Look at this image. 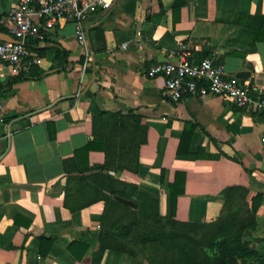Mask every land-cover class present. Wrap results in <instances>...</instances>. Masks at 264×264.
Returning a JSON list of instances; mask_svg holds the SVG:
<instances>
[{"label":"crops","instance_id":"0c3cea01","mask_svg":"<svg viewBox=\"0 0 264 264\" xmlns=\"http://www.w3.org/2000/svg\"><path fill=\"white\" fill-rule=\"evenodd\" d=\"M175 1L116 0L85 22L84 44L74 23H59L34 41L43 57L36 66L47 71L40 78L7 84L16 74L0 62V264H152L134 237L170 215L176 171L186 173L179 223L217 222L233 187L247 189L250 204L264 194V114L214 95L173 101L164 77L147 73L183 44L195 57L217 55L228 75L249 71L241 79L264 95L256 19L264 0H185L177 21ZM15 2L0 0V16ZM56 43L69 52L65 69L54 67ZM187 123L194 131L179 154ZM95 137L105 150L81 152ZM131 149L137 172L120 166L131 163ZM257 222L244 233L253 248L264 244V197ZM42 237L55 241L42 245ZM79 241L87 244L81 258L68 247Z\"/></svg>","mask_w":264,"mask_h":264},{"label":"built area","instance_id":"2783aa9c","mask_svg":"<svg viewBox=\"0 0 264 264\" xmlns=\"http://www.w3.org/2000/svg\"><path fill=\"white\" fill-rule=\"evenodd\" d=\"M116 0H16L12 9L0 16V28L13 40L0 39V62L9 65L15 74L41 65L43 57L30 41H45L63 21L75 25L77 39L85 43V22L95 13L110 9ZM127 43H124L125 47ZM151 77L162 76L165 94L173 101L189 96H218L248 114H264V95L248 81L226 74L217 55L195 57L181 44L176 51L152 64Z\"/></svg>","mask_w":264,"mask_h":264},{"label":"trees","instance_id":"16d2710c","mask_svg":"<svg viewBox=\"0 0 264 264\" xmlns=\"http://www.w3.org/2000/svg\"><path fill=\"white\" fill-rule=\"evenodd\" d=\"M185 0H177L174 3V20L177 21L179 19V12L181 6L185 4ZM258 21V28H257V40H264V15L262 16H257L256 17ZM30 45L34 48L35 42L30 41ZM55 46L57 47V63L55 64V68L57 70L65 69L66 68V63L68 62V50H66L61 44L56 43ZM42 49V48H41ZM47 73V71L39 69L36 65L32 66L28 71H22L19 74L14 75L11 77L8 81L7 84H12L17 81H21L27 78H40L44 76ZM3 85H0V91L2 89ZM1 96V94H0ZM194 124H186L180 145L178 148V153L183 154L188 152V143L186 139L191 138L192 133L194 131ZM99 145H98V144ZM103 143V144H102ZM139 146V143H138ZM94 148H101L102 150H105V141L104 139H100L95 137L93 140L89 141L82 149L81 152H85L86 154L89 153L90 150ZM130 154L128 158L129 162H124L120 164V166H129V168H134L130 169L132 171L137 172V166L136 163H134V159L136 158V154H134L135 150L131 149L129 151ZM137 152V151H136ZM136 160V159H135ZM126 163V164H125ZM133 165V166H132ZM248 171V170H247ZM161 182L164 184V169L162 171V176H161ZM185 185H186V173L184 171H176L175 174V179L173 182L168 183L167 189L169 192V198H170V215L168 216L167 219L165 218H159L160 219V224H164L167 222H176L174 220L176 216V211H177V200L179 195L185 193ZM112 194H120L125 197L128 196V194L119 190H111ZM249 191L245 189L244 187H233L229 193V198L227 201V204L225 205V211H223L222 216L220 219L211 224H194V225H207L211 227L213 230L218 233H222V235L219 237L217 240H222L220 244H218V248H225L227 251V257H223L221 261L218 264H228L229 261L233 260L232 264H264V245L258 248H253L250 246L249 242L245 240L244 233L247 230H255L258 226L257 222V212L263 202V197L264 194L262 192H258L256 195L252 197L251 204L247 200L248 198ZM244 200L245 204H247L250 207V211L247 215L244 217H239L235 220V216H232L230 214V210L232 206H234L238 201ZM233 223H236L234 226L232 225ZM184 224V223H180ZM239 227L240 234L235 236L231 233L230 227H233L236 229V227ZM121 230V233L124 234L126 237L129 236L131 228L128 225H122L118 227ZM164 231L159 230V231H154V232H148L139 236H135V243L138 245H144L146 246L148 243H154L157 241H161L164 236ZM55 241L54 237H42V245L47 242V245L50 247L53 242ZM239 242V245L236 248H233L231 246L232 243H237ZM47 246V247H48ZM43 247V246H42ZM41 248L43 253H47L48 248ZM68 247L70 250L78 256V258H81L87 250V244L82 243L81 241L79 242H70L68 243ZM76 247H82L81 253H78V250ZM192 254V253H191ZM221 253H219L220 256ZM195 256V254H192Z\"/></svg>","mask_w":264,"mask_h":264},{"label":"rangeland","instance_id":"374dc122","mask_svg":"<svg viewBox=\"0 0 264 264\" xmlns=\"http://www.w3.org/2000/svg\"><path fill=\"white\" fill-rule=\"evenodd\" d=\"M249 211L250 207L241 199V201L239 200L238 203L232 206L230 214L235 216L236 220L240 216L244 217L247 215ZM235 224L233 223L232 225L234 226ZM139 229L136 231L142 232V234L159 230L165 233L161 241L146 245L145 254L149 257L152 264H218L223 257L226 258L228 256L225 248H218V244L224 240H217L222 233L216 232L207 225H190L175 222L157 224L156 222L145 224L143 231ZM230 231L235 236L240 234L238 226L236 229L230 227ZM238 245L239 242L231 244L233 248ZM191 253L195 254V256ZM219 253H221L220 256ZM232 263L233 260L228 262V264Z\"/></svg>","mask_w":264,"mask_h":264},{"label":"water","instance_id":"95a60500","mask_svg":"<svg viewBox=\"0 0 264 264\" xmlns=\"http://www.w3.org/2000/svg\"><path fill=\"white\" fill-rule=\"evenodd\" d=\"M3 37L2 39L6 40H13V37L9 33H2ZM249 75V71L242 70L237 73V77L239 78H246ZM120 200L127 202L126 199H123L122 197H118Z\"/></svg>","mask_w":264,"mask_h":264}]
</instances>
